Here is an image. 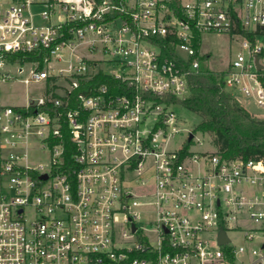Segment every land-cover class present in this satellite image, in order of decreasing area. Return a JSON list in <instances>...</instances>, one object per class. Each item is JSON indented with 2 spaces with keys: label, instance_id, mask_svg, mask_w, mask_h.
Segmentation results:
<instances>
[{
  "label": "built area",
  "instance_id": "built-area-1",
  "mask_svg": "<svg viewBox=\"0 0 264 264\" xmlns=\"http://www.w3.org/2000/svg\"><path fill=\"white\" fill-rule=\"evenodd\" d=\"M205 33L242 39L224 87L264 109V0H0V90L44 87L0 101V264H264V159L205 148L169 100Z\"/></svg>",
  "mask_w": 264,
  "mask_h": 264
},
{
  "label": "trees",
  "instance_id": "trees-1",
  "mask_svg": "<svg viewBox=\"0 0 264 264\" xmlns=\"http://www.w3.org/2000/svg\"><path fill=\"white\" fill-rule=\"evenodd\" d=\"M239 32L254 40L253 33L240 28ZM257 32H260V29ZM194 45L201 49L200 34L197 35ZM207 58V54L199 55V69L188 77L190 94L169 100L202 117L195 130L210 133L213 144L224 158L264 159V119L255 118L225 89L223 80L227 70L219 72L210 69L205 65ZM261 80L264 84V75H261ZM90 82L92 85H120L118 80L102 73ZM65 141L70 142L67 132Z\"/></svg>",
  "mask_w": 264,
  "mask_h": 264
},
{
  "label": "rangeland",
  "instance_id": "rangeland-1",
  "mask_svg": "<svg viewBox=\"0 0 264 264\" xmlns=\"http://www.w3.org/2000/svg\"><path fill=\"white\" fill-rule=\"evenodd\" d=\"M264 41V38H261ZM242 39L239 36H232L230 34H218V33H205L202 38L201 54H207L208 58L205 61V65L214 71H226L231 59L239 52L242 51L241 46ZM110 58L119 57L114 53L109 56ZM44 94V87L42 83L26 85L19 79L11 80L4 83L0 90V101L12 105H23L31 97H40ZM234 97L240 102V104L250 112L257 119H264V109L258 107L255 102L244 96L240 92H236ZM176 112L182 120L184 127L194 129L196 125L201 121V116L194 113L182 105L175 107ZM197 136L205 140L204 147L210 148V141L212 135L210 133H204L198 131ZM184 134L181 133L176 136L169 143L170 148H175L181 145ZM46 154H35L32 157V161L38 162L41 159H46Z\"/></svg>",
  "mask_w": 264,
  "mask_h": 264
},
{
  "label": "water",
  "instance_id": "water-1",
  "mask_svg": "<svg viewBox=\"0 0 264 264\" xmlns=\"http://www.w3.org/2000/svg\"><path fill=\"white\" fill-rule=\"evenodd\" d=\"M255 63H256V66H257L258 69H261L262 68V65H261V63L259 61V57L258 56H256V58H255ZM44 178H46V175H44ZM220 240L221 241H226L227 240V237H226L224 231H221V233H220Z\"/></svg>",
  "mask_w": 264,
  "mask_h": 264
}]
</instances>
